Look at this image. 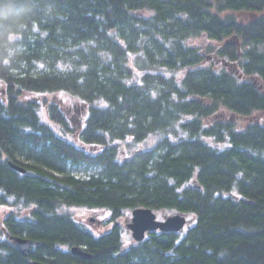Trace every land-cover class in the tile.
<instances>
[{
	"label": "trees",
	"instance_id": "obj_1",
	"mask_svg": "<svg viewBox=\"0 0 264 264\" xmlns=\"http://www.w3.org/2000/svg\"><path fill=\"white\" fill-rule=\"evenodd\" d=\"M0 83V206L32 210L4 230L37 243L23 256L0 240V264H79L73 247L86 264H264V120L220 119L264 114V0H0ZM54 94L86 110L76 137L54 102L59 133L41 122L33 96ZM67 164L98 173L76 179ZM61 206L189 225L124 248L116 227L95 236Z\"/></svg>",
	"mask_w": 264,
	"mask_h": 264
},
{
	"label": "rangeland",
	"instance_id": "obj_2",
	"mask_svg": "<svg viewBox=\"0 0 264 264\" xmlns=\"http://www.w3.org/2000/svg\"><path fill=\"white\" fill-rule=\"evenodd\" d=\"M230 15V13L225 12L221 14V16ZM232 15V14H231ZM235 18H237L242 23H247L250 20L255 19L259 15H248V14H241V15H233ZM20 38H12L11 42L14 43L17 42ZM188 45L194 46L198 49H201V47L204 46L203 42L199 38H193L188 41ZM222 43L219 45H216L220 47ZM18 46V45H17ZM16 47V46H15ZM14 46L11 48V53L13 51ZM17 50H19V47H17ZM213 63V62H212ZM213 64L216 65V62ZM127 69L130 70V72L134 76V81L137 82L138 78L144 73L142 71L140 63H138L135 60V56L131 55L129 57V62L127 63ZM47 68V64L44 62H39L36 65H34V72H40L41 70H44ZM138 77V78H137ZM4 93V85L0 83V96ZM33 99L40 105L39 109V116L41 119V122L50 125L48 116L46 114V106L45 103L54 102L58 104L63 112V114L67 117L69 122L71 123V127L74 131V136L76 137L80 131V129L83 126V121L86 118V110L82 108L80 104H77L76 102H73L70 100L66 95L63 94H54V95H45V96H33ZM30 100V99H29ZM226 123H229L233 126V129L238 130L246 125L253 123V122H260L264 120V114L259 115H253L250 118H241V117H235L232 116L226 112L222 113V116L220 118ZM213 123V121L210 123V125ZM53 129L59 133L58 128ZM169 137L173 138L172 134L168 135ZM159 137H151L144 145L143 147L145 149H151L154 144L158 141ZM212 145L217 146L213 141H210ZM98 171H95L93 169L86 170L83 166H75L71 164H67V174L74 177V178H80V179H86L89 176H92L94 174H97ZM12 204L13 201H10ZM31 209H23L22 207L8 205V206H0V240L6 241L9 245H14L12 241H10L6 236H4V220L13 215L16 219H22L27 218L31 214ZM56 214H63L67 215L74 221H76L79 225L83 226L85 229L90 231L95 236H102L108 232H110L114 227L117 228V230L120 232L121 236V245L126 248L134 243L131 234L128 232V230L125 228L129 221H130V213L125 214L120 219L110 222L109 215L107 213H104L103 211H96V210H87L84 208L79 207H66L61 206L59 210L55 212ZM165 216V215H164ZM93 219L92 222H90ZM188 219V218H187ZM65 250V248H62Z\"/></svg>",
	"mask_w": 264,
	"mask_h": 264
},
{
	"label": "water",
	"instance_id": "obj_3",
	"mask_svg": "<svg viewBox=\"0 0 264 264\" xmlns=\"http://www.w3.org/2000/svg\"><path fill=\"white\" fill-rule=\"evenodd\" d=\"M9 167L21 174L25 173V170L14 164L9 163ZM131 220L126 225V229L131 233L132 239L136 243H141L144 241L146 234L155 233L156 231L160 233H181L188 225L189 222L187 217L184 215L174 214L164 216L161 221L157 220V214L149 209H135L130 212ZM10 241L14 243L15 248L20 252L21 255H26L29 250L36 246V242L30 241L28 239H23L19 237H10ZM70 253L73 256L89 261L91 260V255L87 254L83 249L73 247L70 249ZM41 264V263H34Z\"/></svg>",
	"mask_w": 264,
	"mask_h": 264
},
{
	"label": "flooded vegetation",
	"instance_id": "obj_4",
	"mask_svg": "<svg viewBox=\"0 0 264 264\" xmlns=\"http://www.w3.org/2000/svg\"><path fill=\"white\" fill-rule=\"evenodd\" d=\"M162 218L163 217H157V220H159V221H161L162 220ZM130 220H131V216H130ZM93 221V219L90 221V222H92ZM130 222V221H129ZM126 226V225H125ZM126 228V227H125ZM129 232V231H128ZM130 233V232H129ZM156 233H158V231H156L155 233H151V234H146L145 235V238H144V240L146 239V238H148L150 235H152V234H156ZM160 233V232H159ZM131 234V233H130ZM7 234L4 232V236H6ZM9 239V238H8ZM134 243H136V242H134ZM74 258H77L78 260H79V264H86L88 261H84V260H82V259H80V258H78L77 256H73Z\"/></svg>",
	"mask_w": 264,
	"mask_h": 264
}]
</instances>
